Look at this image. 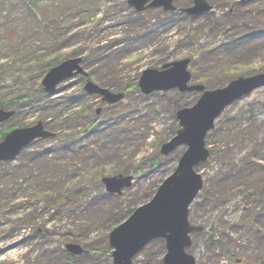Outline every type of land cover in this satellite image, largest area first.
<instances>
[{"label":"rangeland","instance_id":"1","mask_svg":"<svg viewBox=\"0 0 264 264\" xmlns=\"http://www.w3.org/2000/svg\"><path fill=\"white\" fill-rule=\"evenodd\" d=\"M128 1L0 0V105L15 111L0 137L39 122L56 134L0 163V264H113L110 233L177 168L187 147L168 156L161 147L179 129L177 111L199 98L144 95L136 83L145 70L190 58L192 81L207 89L264 73V0H207L214 14L193 19L162 8L137 12ZM72 57L125 98L103 102L84 91L82 76L44 92L46 63ZM206 147L209 159L197 167L204 189L189 216L203 231L191 234L187 252L197 264H264V87L225 109ZM121 174L133 177L131 187L109 194L102 179ZM68 243L86 253L69 255ZM163 244L151 242L133 263L163 264Z\"/></svg>","mask_w":264,"mask_h":264},{"label":"water","instance_id":"2","mask_svg":"<svg viewBox=\"0 0 264 264\" xmlns=\"http://www.w3.org/2000/svg\"><path fill=\"white\" fill-rule=\"evenodd\" d=\"M174 0H129L128 4L138 12L162 7L173 11ZM213 10L206 0H194V5L184 10L190 16H198ZM82 58H69L51 68L42 80L47 93H54L57 86L76 76L87 77L81 65ZM191 59H181L165 64L162 69H147L139 80V88L144 95L158 91L178 89L181 93L197 92L200 97L191 107L177 111L179 129L174 138L162 145L161 154L168 156L176 148L186 146L176 170L166 178L154 197L137 208L133 214L109 235V245L113 264H133V259L154 240L163 239L166 254L163 264H196L193 255L187 252L191 247L190 234L202 232V227L189 222V211L203 188V177L195 168L210 156L206 148V136L214 129L215 122L223 111L235 101L264 87V73L250 77H238L228 85L218 89H206L202 84H191L189 65ZM91 95H99L109 105L124 99L123 93H114L88 80L84 87ZM100 111H97V114ZM13 111L0 110V123L8 121ZM42 122L31 127L18 128L8 133L0 142V162L12 161L38 139L54 137ZM132 176H112L103 178L106 191L120 195L131 187ZM66 250L80 256L84 249L79 244H66Z\"/></svg>","mask_w":264,"mask_h":264},{"label":"trees","instance_id":"3","mask_svg":"<svg viewBox=\"0 0 264 264\" xmlns=\"http://www.w3.org/2000/svg\"><path fill=\"white\" fill-rule=\"evenodd\" d=\"M180 14H182L181 12H180ZM183 15V14H182ZM185 18H189V17H187L186 15H183ZM190 19V18H189ZM30 55H31V57H30V61H34L35 63V65L36 66H42L44 63H45V61H43V60H41L42 58H39L33 51H27ZM61 61H59V58H57V59H53V60H49V62L48 63H46L47 65L43 68V75H45V73L47 72V71H49V69H51L52 67H54V66H56V65H58L59 63H60ZM192 62H193V59H192ZM45 65V64H44ZM191 65H192V63H191ZM5 72H6V69H5V67L4 68H2L1 66H0V76L1 75H3V74H5ZM93 75L92 74H89V78L91 79V80H95V81H97L96 80V78L94 79V77H92ZM234 77L235 76H232V77H230V78H228V80H227V82H230L232 79H234ZM99 84H101V86H103V87H108V83H105V82H102V80L101 81H97ZM138 86V83H136V87ZM10 104V103H9ZM1 108L2 109H9V110H11V108H10V106H8V105H6L5 104V102H2L1 103ZM12 130V128L11 129H8V130H6L5 132H3L2 133V135H1V137H0V141L3 139V137L8 133V132H10ZM204 189V188H203ZM203 191V190H202ZM199 196H200V194H199ZM199 196H198V198H199ZM259 199L261 200V202L262 203H264V190L262 191V192H260V194H259ZM197 198V199H198ZM193 206V205H192ZM191 206V207H192ZM133 211H131L130 213H128V216H130L131 215V213H132ZM163 250H164V253H163V256H164V254H165V245L163 244ZM250 264V263H249Z\"/></svg>","mask_w":264,"mask_h":264},{"label":"flooded vegetation","instance_id":"4","mask_svg":"<svg viewBox=\"0 0 264 264\" xmlns=\"http://www.w3.org/2000/svg\"><path fill=\"white\" fill-rule=\"evenodd\" d=\"M258 0H239L238 2V5L242 6L244 4H247V3H256ZM176 11V10H175ZM207 14H214V12H210V13H207Z\"/></svg>","mask_w":264,"mask_h":264}]
</instances>
